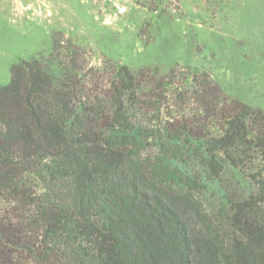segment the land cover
Wrapping results in <instances>:
<instances>
[{
    "label": "trees",
    "instance_id": "16d2710c",
    "mask_svg": "<svg viewBox=\"0 0 264 264\" xmlns=\"http://www.w3.org/2000/svg\"><path fill=\"white\" fill-rule=\"evenodd\" d=\"M73 53L20 58L0 86V264H264V111L205 74L185 87ZM188 147L230 172L217 204L175 163Z\"/></svg>",
    "mask_w": 264,
    "mask_h": 264
},
{
    "label": "rangeland",
    "instance_id": "374dc122",
    "mask_svg": "<svg viewBox=\"0 0 264 264\" xmlns=\"http://www.w3.org/2000/svg\"><path fill=\"white\" fill-rule=\"evenodd\" d=\"M74 49L88 66L168 72L166 80L185 87L205 74L226 101L264 111V0H0V86L20 58L54 64ZM185 95L192 103L190 92ZM188 148L187 161L180 156L175 163L200 176L204 206L217 204L230 172L209 178ZM246 165V173L259 171ZM236 174L245 187L252 185Z\"/></svg>",
    "mask_w": 264,
    "mask_h": 264
}]
</instances>
